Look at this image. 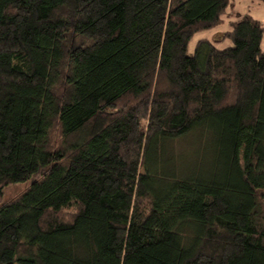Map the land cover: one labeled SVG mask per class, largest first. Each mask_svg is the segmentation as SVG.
<instances>
[{
    "label": "trees",
    "instance_id": "16d2710c",
    "mask_svg": "<svg viewBox=\"0 0 264 264\" xmlns=\"http://www.w3.org/2000/svg\"><path fill=\"white\" fill-rule=\"evenodd\" d=\"M231 5L0 0V264H264V24L189 52Z\"/></svg>",
    "mask_w": 264,
    "mask_h": 264
},
{
    "label": "rangeland",
    "instance_id": "374dc122",
    "mask_svg": "<svg viewBox=\"0 0 264 264\" xmlns=\"http://www.w3.org/2000/svg\"><path fill=\"white\" fill-rule=\"evenodd\" d=\"M227 14L224 16V21L221 26H219L216 29L210 30V31H203L197 33L190 46H189V52L194 53L195 48L197 45V42L202 39H206L209 41H221L220 46L221 48L229 46V41L227 40L226 36L227 33L230 30V24L233 20L239 19L240 16L250 14L254 18L260 20L264 24V4L259 1H251V0H232V5L227 10ZM263 49H264V41H263ZM187 143H183L180 148H184L187 146ZM189 147L184 150L180 149V163L179 165L182 167V169H185V166H187L188 163L192 162L195 158L193 154L188 150ZM188 150V151H187ZM27 188L26 184H18L16 186H10L7 188L4 192L3 200L8 201L15 197H17L23 190Z\"/></svg>",
    "mask_w": 264,
    "mask_h": 264
}]
</instances>
